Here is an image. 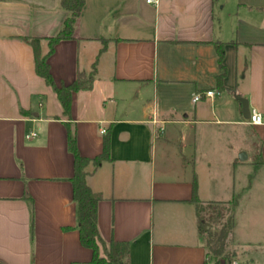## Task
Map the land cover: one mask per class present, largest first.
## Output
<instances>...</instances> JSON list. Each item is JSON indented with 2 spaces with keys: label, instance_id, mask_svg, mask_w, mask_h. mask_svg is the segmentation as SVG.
I'll return each mask as SVG.
<instances>
[{
  "label": "crops",
  "instance_id": "obj_1",
  "mask_svg": "<svg viewBox=\"0 0 264 264\" xmlns=\"http://www.w3.org/2000/svg\"><path fill=\"white\" fill-rule=\"evenodd\" d=\"M59 1L0 0V262L92 264L76 229L68 123L85 158L109 135L108 160L86 182L100 238L127 243L128 264H210L193 184L202 205L232 204L231 258L218 264H251L240 226L242 203L264 194V0H84L73 38L47 60L57 86H87L69 117L22 40L57 34L69 16ZM206 91L217 95L193 103Z\"/></svg>",
  "mask_w": 264,
  "mask_h": 264
},
{
  "label": "trees",
  "instance_id": "obj_2",
  "mask_svg": "<svg viewBox=\"0 0 264 264\" xmlns=\"http://www.w3.org/2000/svg\"><path fill=\"white\" fill-rule=\"evenodd\" d=\"M84 5V0H60L59 6L66 11L69 16L64 20L62 27L57 34L50 38H22L27 43L33 52L34 73L40 77L52 89L58 100L64 116L70 115L71 95L81 89H86L87 86L80 80H76L69 85L57 86L49 72L47 63L48 57L52 54L54 46L60 41L71 40L75 28L76 19ZM41 41L47 45V52L42 54ZM218 63L221 66L223 56V46L216 45ZM222 74L218 75L217 79H222ZM67 133V149L73 159V174L70 178L72 188V200L75 204L76 211V229L79 235L80 245L91 251L92 264H128V244L124 242L109 241L105 243L99 236L96 219H97V204L100 200L99 196L91 191L86 178L100 164L108 160L109 154V135H103L102 152L93 158L82 157L76 148V139L74 129L70 124H65ZM91 168V171L88 168ZM192 203L195 205L196 216L198 220V229L200 233L205 235L207 243L210 246V253L214 264H218L216 259L223 253L226 247V239L230 233L233 223L232 220L228 227H222L219 232L211 233L204 230V219L201 216V203L195 197V184H193ZM209 206V205H207ZM67 230V229H64ZM207 256V253H206ZM208 262V259H207ZM228 262V261H227ZM0 264H3L0 262Z\"/></svg>",
  "mask_w": 264,
  "mask_h": 264
},
{
  "label": "rangeland",
  "instance_id": "obj_3",
  "mask_svg": "<svg viewBox=\"0 0 264 264\" xmlns=\"http://www.w3.org/2000/svg\"><path fill=\"white\" fill-rule=\"evenodd\" d=\"M249 141L248 145H245L244 142L243 145L246 148L248 160L251 161L253 158V146L251 145V142L253 141L252 137H250ZM242 204L241 211L246 212L247 214L245 218L243 214L240 226V230L242 231L241 235L245 237V242L242 243L241 246L245 248H240L239 251L245 252L246 255H248L247 260H249L251 264H264V194L263 198L257 202H243ZM248 207H252V215L249 213ZM201 208V216L205 221L204 226H208V229L206 230L208 232H219L222 227H228L232 220V204L223 206L201 205ZM204 244L206 246L208 262L214 264L213 257L210 253V246L207 243L205 235ZM230 258L231 254L226 251L225 247L223 253L216 259V261H229Z\"/></svg>",
  "mask_w": 264,
  "mask_h": 264
},
{
  "label": "built area",
  "instance_id": "obj_4",
  "mask_svg": "<svg viewBox=\"0 0 264 264\" xmlns=\"http://www.w3.org/2000/svg\"><path fill=\"white\" fill-rule=\"evenodd\" d=\"M143 1L145 4L150 5V6H157L159 3V0H143ZM214 95H217V93L214 91H206L202 94L194 95L192 101H193V103H195V102H198L199 100L204 99V98H212ZM247 122L251 126L260 125L262 123V116L255 109H251L249 111V118H248ZM104 133H105V131L101 130V134H104ZM31 136H34V134L30 133V134L26 135V138H29ZM233 264H235V263H233Z\"/></svg>",
  "mask_w": 264,
  "mask_h": 264
},
{
  "label": "water",
  "instance_id": "obj_5",
  "mask_svg": "<svg viewBox=\"0 0 264 264\" xmlns=\"http://www.w3.org/2000/svg\"><path fill=\"white\" fill-rule=\"evenodd\" d=\"M83 77V76H81ZM238 100L240 101L241 105H242V115L244 119H248L249 118V109H248V104L247 101L242 99V98H238ZM239 160H244V156H239ZM208 229V226H204V230L206 231Z\"/></svg>",
  "mask_w": 264,
  "mask_h": 264
}]
</instances>
